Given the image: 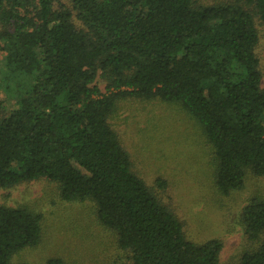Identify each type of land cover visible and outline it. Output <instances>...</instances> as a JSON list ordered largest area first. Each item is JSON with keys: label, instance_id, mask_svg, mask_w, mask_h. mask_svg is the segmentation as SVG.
Masks as SVG:
<instances>
[{"label": "trees", "instance_id": "16d2710c", "mask_svg": "<svg viewBox=\"0 0 264 264\" xmlns=\"http://www.w3.org/2000/svg\"><path fill=\"white\" fill-rule=\"evenodd\" d=\"M259 23L264 0H1L0 91L13 107L0 106V189L56 183L63 201L93 206L131 264H220L222 242L185 239L108 121L127 99L177 104L213 151L221 194L264 178ZM241 223L258 243L238 264H264V199L249 200ZM41 235L39 214L0 205V264Z\"/></svg>", "mask_w": 264, "mask_h": 264}, {"label": "rangeland", "instance_id": "374dc122", "mask_svg": "<svg viewBox=\"0 0 264 264\" xmlns=\"http://www.w3.org/2000/svg\"><path fill=\"white\" fill-rule=\"evenodd\" d=\"M216 5L230 0H194ZM256 55L264 70V24H257ZM3 54L0 52V60ZM96 84L104 93L105 84ZM264 87V78L262 79ZM13 101L0 91V106L12 109ZM132 169L157 199L181 222L185 239L194 244L222 242L220 264H238L254 250L242 227L241 212L250 199H264V178L248 175L244 188L221 194L215 185L214 154L198 123L177 104L160 100L127 99L109 118ZM165 183L164 189L156 181ZM0 205L28 208L42 217L39 244L14 256L16 264H131L130 253L121 250L113 232L97 221L90 203H68L58 185L47 179L0 189Z\"/></svg>", "mask_w": 264, "mask_h": 264}, {"label": "water", "instance_id": "95a60500", "mask_svg": "<svg viewBox=\"0 0 264 264\" xmlns=\"http://www.w3.org/2000/svg\"><path fill=\"white\" fill-rule=\"evenodd\" d=\"M1 1V0H0Z\"/></svg>", "mask_w": 264, "mask_h": 264}]
</instances>
